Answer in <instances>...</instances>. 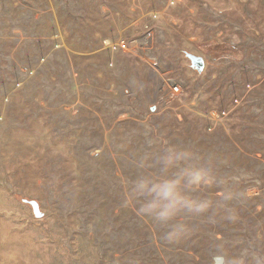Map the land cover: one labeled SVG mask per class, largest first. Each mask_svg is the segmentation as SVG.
<instances>
[{
  "label": "rangeland",
  "instance_id": "rangeland-1",
  "mask_svg": "<svg viewBox=\"0 0 264 264\" xmlns=\"http://www.w3.org/2000/svg\"><path fill=\"white\" fill-rule=\"evenodd\" d=\"M103 40H143L158 63ZM173 145L193 155L166 178L217 173L179 239L133 194ZM216 258L264 264V0H0V264Z\"/></svg>",
  "mask_w": 264,
  "mask_h": 264
},
{
  "label": "clouds",
  "instance_id": "clouds-1",
  "mask_svg": "<svg viewBox=\"0 0 264 264\" xmlns=\"http://www.w3.org/2000/svg\"><path fill=\"white\" fill-rule=\"evenodd\" d=\"M192 155L191 151L173 145L161 160L163 164L161 175L157 176L145 169L144 173L133 181V194L136 197H144L140 212L167 226L169 239H179L185 235L189 231L190 219L207 211L213 204V200L207 196L198 199L191 196L192 192L201 190V186L212 184L217 178L213 160L198 164V171L188 183H185L189 175L187 171L178 173L179 179L166 178L176 169L178 163L191 159ZM223 199L229 200L231 197L226 196ZM235 264H243V261H235Z\"/></svg>",
  "mask_w": 264,
  "mask_h": 264
},
{
  "label": "built area",
  "instance_id": "built-area-1",
  "mask_svg": "<svg viewBox=\"0 0 264 264\" xmlns=\"http://www.w3.org/2000/svg\"><path fill=\"white\" fill-rule=\"evenodd\" d=\"M173 2L171 1V4ZM151 18H157V15L155 14H151L150 15ZM102 44L104 45L105 48H108L110 51H116L119 50L121 52H135V53H139V51H142L143 53H145L149 63L152 66L157 65L158 61L157 59L152 56V55H148V48L146 46V43L143 40H132V41H125V40H119L116 42H111L109 40H103ZM181 85L179 83H171L168 84V94L171 95H177L181 92Z\"/></svg>",
  "mask_w": 264,
  "mask_h": 264
},
{
  "label": "water",
  "instance_id": "water-1",
  "mask_svg": "<svg viewBox=\"0 0 264 264\" xmlns=\"http://www.w3.org/2000/svg\"><path fill=\"white\" fill-rule=\"evenodd\" d=\"M183 55L186 59H188L190 68L195 70L198 74H201L204 69V59L201 56L192 54L187 51H183ZM151 111H154V108L151 109ZM24 203L28 204L31 209L33 216L37 219H40L43 217V213L40 211L39 203L35 200H22ZM222 261V258H216V264H220Z\"/></svg>",
  "mask_w": 264,
  "mask_h": 264
},
{
  "label": "crops",
  "instance_id": "crops-1",
  "mask_svg": "<svg viewBox=\"0 0 264 264\" xmlns=\"http://www.w3.org/2000/svg\"><path fill=\"white\" fill-rule=\"evenodd\" d=\"M218 46V45H217ZM206 48H208V47H206ZM211 48V47H210ZM208 50V52H210V53H219L220 55L221 54H224L225 52H228L227 50H225V48L223 47V46H218L217 47V49L214 51L213 49L211 50H209V49H206V51Z\"/></svg>",
  "mask_w": 264,
  "mask_h": 264
},
{
  "label": "trees",
  "instance_id": "trees-1",
  "mask_svg": "<svg viewBox=\"0 0 264 264\" xmlns=\"http://www.w3.org/2000/svg\"><path fill=\"white\" fill-rule=\"evenodd\" d=\"M130 4V3H129ZM130 7V6H129ZM217 54V53H216ZM219 54V53H218ZM225 54V53H224ZM220 56H222V55H220Z\"/></svg>",
  "mask_w": 264,
  "mask_h": 264
}]
</instances>
